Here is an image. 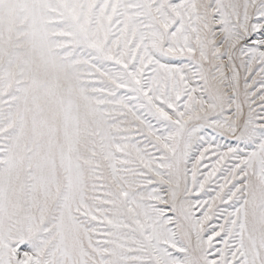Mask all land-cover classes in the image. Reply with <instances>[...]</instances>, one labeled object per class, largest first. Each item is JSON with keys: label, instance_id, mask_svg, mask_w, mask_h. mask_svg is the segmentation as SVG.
Instances as JSON below:
<instances>
[{"label": "snow or ice", "instance_id": "1", "mask_svg": "<svg viewBox=\"0 0 264 264\" xmlns=\"http://www.w3.org/2000/svg\"><path fill=\"white\" fill-rule=\"evenodd\" d=\"M0 264H264V0H0Z\"/></svg>", "mask_w": 264, "mask_h": 264}]
</instances>
